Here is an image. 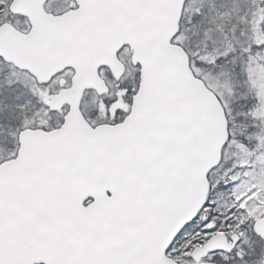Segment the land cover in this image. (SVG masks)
Returning <instances> with one entry per match:
<instances>
[{"label": "snow or ice", "instance_id": "6c2138e0", "mask_svg": "<svg viewBox=\"0 0 264 264\" xmlns=\"http://www.w3.org/2000/svg\"><path fill=\"white\" fill-rule=\"evenodd\" d=\"M0 264H264V0H0Z\"/></svg>", "mask_w": 264, "mask_h": 264}]
</instances>
